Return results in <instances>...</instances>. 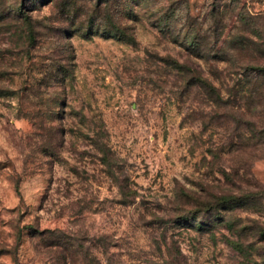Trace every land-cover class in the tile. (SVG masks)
I'll return each instance as SVG.
<instances>
[{
    "label": "rangeland",
    "instance_id": "1",
    "mask_svg": "<svg viewBox=\"0 0 264 264\" xmlns=\"http://www.w3.org/2000/svg\"><path fill=\"white\" fill-rule=\"evenodd\" d=\"M32 1L0 0L35 24L30 48L0 27V264H61L36 254L32 227L84 236L99 260L83 264H162L168 251L180 264H264V93L249 82L264 68V0H122L113 14L135 44L64 19L56 2L75 0ZM166 17L219 21L224 60L160 33ZM243 19L254 44L231 57ZM194 70L220 100L187 85ZM22 104L50 112L51 131L19 118ZM203 203L215 207L197 229L182 216Z\"/></svg>",
    "mask_w": 264,
    "mask_h": 264
},
{
    "label": "trees",
    "instance_id": "2",
    "mask_svg": "<svg viewBox=\"0 0 264 264\" xmlns=\"http://www.w3.org/2000/svg\"><path fill=\"white\" fill-rule=\"evenodd\" d=\"M33 1L36 2L37 0ZM33 1L31 2L32 4H34ZM77 1L78 0L58 1L55 6H58L64 19H68V14H71L72 11L73 22H75L78 17H83L79 22V26L82 29L86 27L87 30H97L105 36H114L118 40H123L129 44H135L136 40L130 31V26L113 14V11H117L119 5H122V0H96L91 3L89 10L84 9L83 5L76 3ZM11 5H13V7H11ZM220 7L221 6H218L214 9L215 14L213 17L218 14ZM0 8L2 9V3H0ZM218 22L219 21L214 19L212 21V27L209 29V26L203 25L200 21L192 23L189 19L175 20L171 17H166L162 20H155L154 25L158 27L160 33L163 35L169 34L173 40L183 36L185 43L190 44L195 53L204 57L206 56V58H211L214 61H223L224 58L222 55L226 52H223V49L219 47L221 41L219 36L220 33L218 31H221V28H219ZM241 23L240 26H236L235 34L233 33L230 37L229 55L231 57H234L243 49H250L254 44L252 39L250 40L247 36L241 34V30H244L251 32L254 35L251 30V21L249 19H243V22L241 21ZM0 27L4 28V31L7 33L16 36V40L21 41L20 44L22 47L27 45V48H30L35 45V24L33 18L26 12L25 7H23L21 3L13 2L10 5L5 6L3 11L0 10ZM171 60H173V62H169V59L166 58L163 62L168 65H173L174 63L180 72L191 70L187 65L178 64L174 62L173 58H171ZM249 70L258 71L257 74L251 78H255L256 81L249 80V82L253 86V89L251 90L252 94L256 95V97H261L264 93V68L251 67ZM190 74L191 76H186L187 85L201 87L203 93L206 95L208 94L211 98L213 97L212 100L221 99L217 87L201 75L200 71L194 70ZM4 90H6L4 86L0 87V92ZM36 109L35 106L27 108V106L22 104L21 111L24 110L25 112H21L18 117L27 118L28 120L30 119L34 124L38 122L37 125L43 129V131L50 132L53 127L46 124L50 112L45 111L40 114V111ZM52 111L53 110H51V113ZM258 133L264 135V130L259 131ZM214 207L215 206L212 204L203 203L201 207L196 208L191 212V215L183 214L182 218L184 220L186 219L187 223L191 226H195L197 229H203L210 225L208 221H199L197 223H193L192 221L199 217L200 211H205V213H207ZM31 229L30 237L34 242V251L36 254H43L52 259L54 257V260L61 264L62 262L63 264H83L90 256L92 260H99L96 257V254L92 253L90 250V247L91 249L94 247L93 244L87 246L84 236H81L77 232L69 231L61 227L45 229L32 227ZM98 244V247L101 249L103 246V249L106 252V247L109 244L104 242L102 236L98 238ZM231 244L235 250L240 252L243 251L242 246L239 243L231 242ZM169 252L170 251H168L166 257L162 258V264H180L178 258L175 256L171 257L172 254H169Z\"/></svg>",
    "mask_w": 264,
    "mask_h": 264
}]
</instances>
